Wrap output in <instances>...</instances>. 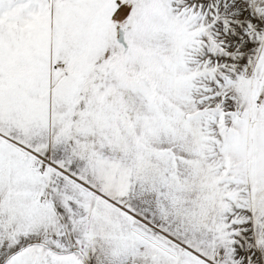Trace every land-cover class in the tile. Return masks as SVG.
Wrapping results in <instances>:
<instances>
[{"label": "snow or ice", "instance_id": "6c2138e0", "mask_svg": "<svg viewBox=\"0 0 264 264\" xmlns=\"http://www.w3.org/2000/svg\"><path fill=\"white\" fill-rule=\"evenodd\" d=\"M0 264H264V0H0Z\"/></svg>", "mask_w": 264, "mask_h": 264}]
</instances>
